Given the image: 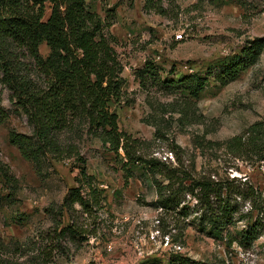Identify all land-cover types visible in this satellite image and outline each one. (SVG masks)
I'll return each instance as SVG.
<instances>
[{"label": "rangeland", "instance_id": "374dc122", "mask_svg": "<svg viewBox=\"0 0 264 264\" xmlns=\"http://www.w3.org/2000/svg\"><path fill=\"white\" fill-rule=\"evenodd\" d=\"M91 4L108 19L107 32L116 38L114 47L126 83L115 111L120 129L138 140L139 156L179 170L172 182L174 192L189 176L220 187L246 183L264 196V161L235 158L226 147L254 123L264 122V50L236 81L224 87L215 82L228 58L239 54L247 42L264 40V0H162L164 13L145 10V0H93ZM50 12L47 4L45 20ZM41 53H49L45 44ZM147 63L156 69L142 74ZM197 73L209 84L195 99L186 93L187 83L179 81ZM2 78L0 73V97L9 118L0 124V163L18 182L13 190L0 176V254L5 260L13 264H170L171 256L181 255L206 264H264V229L250 245L229 246L225 233L216 236L208 223L202 224L204 208L193 197L181 193L180 207L156 208L154 182L167 185L168 172L161 168L162 174L154 176L139 166L125 171L124 152L117 158L97 137L87 135L86 128L69 140L87 160L86 169L102 199L88 213L76 205L73 219L66 210L62 217L53 215V210L64 209L69 189L79 186L80 165L75 159H46L37 165L10 144L11 131L31 136L33 127L13 103ZM212 200L217 209L219 200ZM237 210L236 221L226 229L236 237L258 216L249 203ZM240 214L246 218L238 221ZM71 224L79 236L66 237L61 251L53 252L48 263L36 257L41 245L31 243L49 244L48 232ZM20 245L23 249L17 250Z\"/></svg>", "mask_w": 264, "mask_h": 264}, {"label": "trees", "instance_id": "16d2710c", "mask_svg": "<svg viewBox=\"0 0 264 264\" xmlns=\"http://www.w3.org/2000/svg\"><path fill=\"white\" fill-rule=\"evenodd\" d=\"M92 1L0 0L2 82L12 93L13 103L22 110L33 127L31 136L11 131L9 142L18 148L24 159L37 165L46 159H75L80 165L79 186L69 189L64 199V209L58 212L53 210V215L62 217L63 210H66L73 219L76 205L88 213L102 199L101 190L86 169L87 160L79 147L69 140L86 128L87 135L97 137L103 147L117 158L121 151L124 152L125 171L128 167L139 166L154 176L162 174L161 168L168 172L165 176L169 182L167 185L154 182L158 186L156 208L170 210L180 207L182 200L179 195L184 193L204 208L202 224L208 223L216 236L225 233L229 237V246L234 242H239L241 246L250 245L262 235L264 229L261 224L264 219V196L258 190L246 183L213 186L208 181H196L186 176L180 181L181 188L174 192L172 182L178 177L179 170L168 167L160 160L139 156L138 140L120 129L115 107L123 99L126 83L122 76L124 66L114 47L116 38L107 32L111 24L93 8ZM161 1L145 0L144 9L164 13ZM47 4H50L51 12L45 20ZM44 44L49 50L47 56L41 53ZM263 50V39L247 42L239 54L227 59L225 68L215 76V82L224 87L236 81L257 61ZM155 69L154 64L147 63L141 73L148 74ZM179 82L187 83L186 93L195 99L209 84L208 79L198 73L183 76ZM8 118L0 97V124ZM226 147L235 158L264 161V122L254 123L242 135L227 142ZM125 174L129 180V174ZM0 176L13 190L17 188L18 182L9 167L1 163ZM213 198L219 200L217 209ZM245 203L250 204L251 212L258 210L257 219L237 237L232 236L226 229L229 223L236 221L238 206ZM240 215L238 221L246 218ZM46 235L51 238L49 244L31 243L33 247L41 245L36 257L42 258L43 263L50 261L53 252L61 251L62 241L66 237L79 236V231L71 224L58 227L54 233L48 232ZM23 247L20 245L16 249ZM0 264L13 263L0 254ZM170 264L206 263L173 255Z\"/></svg>", "mask_w": 264, "mask_h": 264}, {"label": "built area", "instance_id": "2783aa9c", "mask_svg": "<svg viewBox=\"0 0 264 264\" xmlns=\"http://www.w3.org/2000/svg\"><path fill=\"white\" fill-rule=\"evenodd\" d=\"M176 37H177V39H181L182 35H177Z\"/></svg>", "mask_w": 264, "mask_h": 264}]
</instances>
